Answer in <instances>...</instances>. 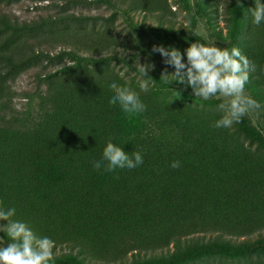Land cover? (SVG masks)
Masks as SVG:
<instances>
[{
    "label": "trees",
    "instance_id": "trees-1",
    "mask_svg": "<svg viewBox=\"0 0 264 264\" xmlns=\"http://www.w3.org/2000/svg\"><path fill=\"white\" fill-rule=\"evenodd\" d=\"M128 1L131 6L126 9L140 6L158 18L169 8L168 0ZM218 2L228 24L226 39L232 38L256 65L255 85L264 87V22L253 23L250 10L255 0ZM202 7L208 13V6ZM57 21L20 22L0 12V201L6 208H16L12 219L26 222L38 237L51 238L55 247L81 250L107 263L127 264L132 253L130 264H143L142 253L173 246V252L162 254L163 264H188L210 254L264 264V239L218 252L213 250L218 244L197 249L192 241V236L203 233L223 237L264 231V140L247 117L231 128H214L222 111L189 104L200 102L189 92L166 91L159 63L148 73L152 78L146 93L140 92L138 81H127L111 67L81 68L89 62L103 66L111 59L130 61L140 49L135 34L123 42L108 39L106 32V37L98 32L61 34L71 35L73 45L90 55L73 51L47 55L50 60L68 55L73 64L41 78L47 88L41 95L39 122L27 114L10 113V84L38 61L41 47L36 40L41 37L44 44ZM198 41L158 35L154 45L178 48L186 61V49ZM128 42L134 43L132 48ZM98 49L103 55L96 58L93 52ZM112 82L127 83L140 92L146 109L129 114L119 103L110 104ZM109 138L129 155L140 151L143 163L133 169L96 170L93 161L102 159ZM173 161L181 166L173 169Z\"/></svg>",
    "mask_w": 264,
    "mask_h": 264
},
{
    "label": "rangeland",
    "instance_id": "rangeland-1",
    "mask_svg": "<svg viewBox=\"0 0 264 264\" xmlns=\"http://www.w3.org/2000/svg\"><path fill=\"white\" fill-rule=\"evenodd\" d=\"M80 1V3L73 5H66L60 0H20L11 5L0 4V12L8 14L20 22L38 21L42 18L58 20L50 30L49 38L43 41L44 44L41 45V37L36 40L41 47L38 61L25 69L10 84L11 97L8 101V110L11 114H17L18 116L28 115L29 119H34L35 123L39 122V117L43 115L42 108L44 107L41 95L45 93L47 88L46 83L42 79L44 80L48 74L62 71L61 69L65 66L73 64L68 55L54 60L46 58L47 55L51 57L61 56L62 51L77 52L79 56L90 55V53L83 52L73 45L75 39L71 35L62 36L61 34L63 33H73L75 31L80 33L98 32L101 36L106 37L104 35L106 32L108 39L112 36L118 42L125 41L132 33L140 37V42H137L140 49L137 50L130 61L111 59L104 62L103 66H98L91 62L84 63L81 66L85 71H104L106 68L111 67L121 76H124L127 81L133 79L138 81L140 79L135 66L138 58L142 64L151 63L157 65L159 63L160 70L164 71L167 69L169 73L175 71L173 66L164 64L162 56L150 52L158 35L197 38L199 43L213 42L221 48L231 49L237 47L232 38L226 39L228 37V24L224 19L223 7L219 5L218 0H168L169 8L164 14L165 16L160 18H158V14L144 11L140 6L126 9L130 5L128 0H112L111 3L106 0ZM204 4L208 6V13L203 11L202 6ZM73 16L92 19L86 22H73L72 20L74 19H71ZM69 19H71V22H68ZM61 20L66 21L63 23ZM242 29L243 27H241L240 32ZM133 45V42L132 44L128 42L127 46L132 48ZM106 52L104 55L107 54ZM93 54L98 58L103 55V51L98 49ZM154 58L157 59L154 60ZM255 82L256 77L251 72L245 90L261 104V108L250 112L246 117L251 126L264 140V87H258ZM163 84L169 87L166 91L183 90L193 94L192 89H190L192 91H189L185 85L177 84L171 75L167 77V80H163ZM196 98L200 100L199 104L195 103L196 100H189V104L197 106L198 109L207 108L206 110L215 111V108H219V104L223 102V98L217 99L213 97L208 100L200 97ZM0 224H2V221H0ZM0 236H5V234L0 233ZM192 237L193 245L198 247L197 249L209 248L218 244L217 247H213V250L218 252V250H224L227 246L234 247L243 243L262 241L264 239L262 238L264 237V231L250 236L226 235L221 237L213 233H203ZM4 239L6 244L8 238L5 236ZM221 242L223 243L221 244ZM169 250L173 252L174 247L171 246L164 251L142 253L140 258L143 264H163L162 254L168 253ZM53 252L55 258L49 264H114L95 259L81 250L72 251L65 246L54 247ZM134 258V254L131 253L125 263L130 264ZM250 261L248 259H231L221 255L210 254L198 257L188 264H246Z\"/></svg>",
    "mask_w": 264,
    "mask_h": 264
},
{
    "label": "clouds",
    "instance_id": "clouds-1",
    "mask_svg": "<svg viewBox=\"0 0 264 264\" xmlns=\"http://www.w3.org/2000/svg\"><path fill=\"white\" fill-rule=\"evenodd\" d=\"M253 23L260 25L264 22V3L255 0V7L251 10ZM153 52L163 57L165 65L173 66L175 71L169 73L167 69L161 74V80H167L169 75L174 81L190 86L195 97L204 100L210 98H223L219 104L222 117L215 122L214 128H231L234 123H239L250 112L261 108V104L246 92V84L249 82L250 73L256 70V65L244 55L238 47L231 49L221 48L213 42H194L186 49L187 60L178 48H165L163 45H154ZM139 77L140 92H147L151 82L148 74L154 67L151 63H141L139 58L135 62ZM110 88L114 95L109 103H119L125 113H140L146 106L140 99V92L134 90L129 84L123 85L112 82ZM143 163L140 151H134L129 155L125 149L112 139L106 143L102 159L93 161L96 170L104 168L107 172L116 169H133ZM179 161H173L171 167H180ZM16 208H6L0 201V233L8 238L5 244V236H0V264H49L55 256L54 241L49 237H38L26 222L13 220Z\"/></svg>",
    "mask_w": 264,
    "mask_h": 264
}]
</instances>
